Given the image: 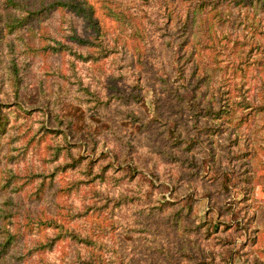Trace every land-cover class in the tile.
<instances>
[{"label": "trees", "instance_id": "obj_1", "mask_svg": "<svg viewBox=\"0 0 264 264\" xmlns=\"http://www.w3.org/2000/svg\"><path fill=\"white\" fill-rule=\"evenodd\" d=\"M128 1L132 4L99 0L124 44L133 41L137 51L142 45L151 48L145 24L164 38L170 58L165 64L159 52L153 53L156 79L177 109L167 126L157 121L164 126V139L186 152L158 153L186 172L174 173L171 199H158L153 180L144 184L146 177L134 163L125 159L123 165L103 152L92 157L97 140L80 120L79 107L94 117L113 104L140 99L119 88L114 67L106 73L98 65L119 52V35L103 30L89 0H0V264H138L135 255L145 250L166 264H232L236 257L243 264H264V256L252 248L254 213L245 202L259 159L257 128L249 127L264 115V78L248 98L239 88L232 94L213 85L227 66L235 74L254 62L264 73V0ZM248 27H253L249 36ZM224 53L231 59L222 66ZM119 112L133 122L139 119L131 110ZM215 135L224 138L219 150L210 145ZM119 139L126 156L132 144ZM198 147L207 150L202 159L193 155ZM182 180L191 191L183 197L177 191ZM106 182L108 188H97ZM232 190L244 198H230ZM214 195L224 203L209 202L204 218L198 217L199 198L209 201ZM123 208L132 209L128 218L133 213L139 218L121 223L114 216ZM102 213L107 225H72ZM154 218L172 236L163 239L156 229L152 234ZM106 230L136 233L131 238L138 241L137 251H126ZM63 242L72 243L71 252L59 249Z\"/></svg>", "mask_w": 264, "mask_h": 264}, {"label": "rangeland", "instance_id": "obj_2", "mask_svg": "<svg viewBox=\"0 0 264 264\" xmlns=\"http://www.w3.org/2000/svg\"><path fill=\"white\" fill-rule=\"evenodd\" d=\"M95 7L96 16L103 28L104 31L108 33L118 34L119 28L115 21L110 20L106 17L103 9L101 8V3L99 0H89ZM129 4L132 2L128 0ZM151 13V10H148ZM153 17H155L153 15ZM145 21H143L144 23ZM148 28L151 36V48L142 45L140 51H137L133 45V41L125 40V44L122 41V35H119L117 38V45L119 46V52L112 56L109 55L106 59L98 63L106 73H109L111 70L115 71V75H119L117 80L118 86L120 89H124L127 92H133L137 94L140 101H133L128 105L118 107L116 105H111L107 109H101L97 115L94 117L87 113L84 109V105L79 107V113L83 116L80 117V120L84 124L94 131L95 138L97 140V155H92V157L97 158L100 152L109 153L110 156L116 155V161L125 165L126 163L135 164L138 170L141 171V175H144L146 178L141 180L144 184H147V181L153 180L156 188L154 189V197L158 199H171L170 192L172 190L171 180L174 176V173L180 170L185 174L186 170L180 169L175 163L170 162L168 159L164 158L162 154L158 153L159 150L164 151H175L180 154L186 152L183 149V145H170L169 141L164 139V126L160 124L157 120L164 122L167 126L176 116L177 104L176 100L166 95L162 89L159 81L156 79L159 76V69L157 67V59L154 57L153 53L159 52L160 60L165 62L169 61V48L165 46L164 38L161 37L157 32H155L148 24H145ZM246 35H252L253 27H248ZM225 32V29L223 30ZM217 34L221 37V30L217 29ZM256 38L257 34L254 33ZM122 37V38H121ZM222 45L226 44V40H222ZM230 45L232 43H229ZM141 56V60H137V55ZM112 56V57H111ZM116 58V61L112 59ZM221 65H228L229 60L231 59L230 55L225 53L220 56ZM144 62V63H141ZM94 66V65H93ZM189 64L187 65V67ZM211 66H214L212 64ZM242 70L236 71L233 74L230 71V67H226V70H219L215 75L213 80V85L215 87H220L222 90H231L232 94H237L238 88L246 95V97H251L254 94V91L257 88L254 86L257 84V80L261 77L264 78V73H260L257 63H252L248 68L245 65H241ZM79 72L81 74L85 73V68L82 64L78 65ZM228 78V79H226ZM224 85V86H223ZM104 89V88H103ZM231 93V92H230ZM227 96V95H224ZM239 99V97H236ZM125 108L126 110H131L135 116L139 119L133 122L132 118L124 117L119 110ZM78 111V109H77ZM76 111V112H77ZM78 112L77 114L80 115ZM156 118V120H155ZM258 122V126L256 123ZM82 123L79 124L81 128ZM145 124V125H144ZM109 126L107 128L106 126ZM254 127L257 128L255 134L256 138V148L259 155V159L256 167H254V174L256 180H260V183L252 182L253 189L248 193V197L245 202L250 204V207L247 209L250 212L254 213V218L251 226L255 228L256 242L252 246L255 253L261 257L264 256V115L262 117H256V121L250 124L251 129ZM246 129V128H244ZM246 134L245 132L242 135ZM120 137L125 141H128L132 144L131 150L124 154L127 151V148L122 141H119ZM224 141L223 136L215 135L212 137L211 146L216 150H219L218 143ZM90 153V152H88ZM113 154V155H112ZM193 155L196 159H202L203 156L207 155L206 148L198 147L193 151ZM126 159V161H125ZM129 160V161H127ZM95 161H98L95 159ZM126 163H125V162ZM115 165H118L116 163ZM197 182H201L197 178ZM128 185H131V182L122 184L120 188H124ZM107 187H106V186ZM109 186L106 184L97 185V188L104 190ZM145 189L149 188L147 186ZM113 191V190H112ZM178 195L183 197L186 193H190L188 184L186 180H182L180 186L178 187ZM230 198H244V195L237 190H232L229 194ZM75 201L78 199L72 196ZM207 196H201L199 201L196 204L195 210L197 211V216L204 218L205 211L209 208V202L213 203L216 206H220L224 203V198L221 196H212L208 201ZM227 201V200H226ZM228 203V202H227ZM132 209L123 208L119 211H116L115 218H119L120 222L127 225V222H130L131 218H139L133 213L130 218L129 215L132 213ZM216 216V215H215ZM217 218V216H216ZM223 219L222 217H218ZM230 217L224 219L229 220ZM129 219V220H128ZM218 220V219H217ZM92 222L100 223L101 225H107L109 219L105 217V214L101 215H91L79 220H76L72 223L73 226L84 229L90 226ZM152 222L156 224L157 227H152L154 230L152 234L155 233V229L160 234V236L165 239L166 236H172L169 229H167L166 224H164L159 219H152ZM90 231V230H89ZM107 231V230H106ZM107 237L111 236V239H114L116 242H120L123 245L126 251L136 252L138 241L131 237H135L137 234H128L125 233H114L113 231H107ZM151 235V234H150ZM244 240V236L236 240V248L239 246L240 241ZM60 250L71 252L72 243L63 242L59 247ZM145 250L142 255H135V258L138 260V264H166L164 260L161 259V256L154 257V253H146ZM172 264V263H171ZM232 264H243L240 259L236 257Z\"/></svg>", "mask_w": 264, "mask_h": 264}]
</instances>
